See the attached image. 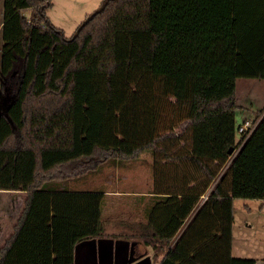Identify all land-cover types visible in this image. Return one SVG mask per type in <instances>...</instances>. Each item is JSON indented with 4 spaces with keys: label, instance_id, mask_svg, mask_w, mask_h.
I'll use <instances>...</instances> for the list:
<instances>
[{
    "label": "trees",
    "instance_id": "obj_1",
    "mask_svg": "<svg viewBox=\"0 0 264 264\" xmlns=\"http://www.w3.org/2000/svg\"><path fill=\"white\" fill-rule=\"evenodd\" d=\"M25 2L23 54L0 80L12 94L0 100V191L26 197L0 264H74L77 244L107 235L105 194L69 182L145 153L154 177L162 156L191 171L156 183L126 237L155 264H256L233 255L234 201L264 202V108L244 142L236 92L264 79V0H102L72 36L50 20L53 0Z\"/></svg>",
    "mask_w": 264,
    "mask_h": 264
},
{
    "label": "rangeland",
    "instance_id": "obj_2",
    "mask_svg": "<svg viewBox=\"0 0 264 264\" xmlns=\"http://www.w3.org/2000/svg\"><path fill=\"white\" fill-rule=\"evenodd\" d=\"M102 0H53V6L48 10L50 20L57 26L64 29L66 36H72L76 32V27L83 21L86 13H92L100 9ZM26 5L25 0H3L0 9V80L1 74H7L13 65L16 54H23L22 37L23 30L20 23L21 15H29L28 12L19 13V10ZM100 7V8H99ZM11 18L5 29H2V21L5 15ZM0 81V85H1ZM10 92L0 95V100L8 101L11 97ZM236 100L239 105L237 111V122L242 120H260L258 113L264 108V79L240 78L237 80ZM264 114V113H263ZM174 134L178 138L184 137L185 142H181L175 151L180 153L188 152L191 149V136L189 131L183 126L175 128ZM238 138L241 135L238 134ZM171 148V144L169 143ZM153 156L150 153L143 154L137 161H130L124 164L117 162L106 164L104 168L96 174H89L85 178L69 182L68 187L72 191H104L118 190L124 192L147 193L156 190V183H172L175 176H183L191 171V167L179 160H170L162 156L160 162L161 174L154 177L152 163ZM167 178V179H166ZM164 179V180H163ZM96 187V188H94ZM0 195V210L7 207V199ZM137 198V197H136ZM108 200V199H107ZM107 200L103 203V212L106 213L107 221L104 223L106 228L111 230L112 223L115 222L109 216L110 208L106 207ZM2 201V202H1ZM136 201L124 202L125 207H121L119 212V230L121 233L132 234L135 230L129 227L124 228L123 224H129L130 215L136 220H144L145 209ZM264 205L263 201L254 199L235 198V224H234V246L233 255L238 258H257L264 257ZM134 209V210H133ZM1 216V215H0ZM109 218V219H108ZM123 220V221H122ZM128 220V221H126ZM3 222L5 225L8 222ZM8 230L9 228L6 227ZM7 230V232H8ZM108 230V229H107ZM2 243L0 242V245Z\"/></svg>",
    "mask_w": 264,
    "mask_h": 264
},
{
    "label": "crops",
    "instance_id": "obj_3",
    "mask_svg": "<svg viewBox=\"0 0 264 264\" xmlns=\"http://www.w3.org/2000/svg\"><path fill=\"white\" fill-rule=\"evenodd\" d=\"M89 14L86 13L84 19ZM11 15L12 14L5 15V17H3V21L1 24L2 29H5V27H7V24L11 18ZM78 26L76 27L75 30H77ZM57 27L61 28L59 26ZM61 29L64 31L63 28ZM245 120L247 119L242 120L241 124ZM236 155L237 154L235 153V156ZM134 161H137V160H134ZM122 166L124 165L122 164ZM212 188L213 187L210 188L208 193L211 192ZM98 189L104 190L103 192L105 194V197H104L103 203L104 201L108 199L106 203V207L110 208L111 211L109 213V216L111 218L113 217L112 219H114L115 222L112 223L111 230L109 228H106L105 227L106 225H104L106 233H107L105 237L90 239V240H86V241H83L77 244L76 249H75V263L74 264H155L153 261L154 251L151 247L144 245L141 241L137 239H130L126 237L129 234L120 232L124 230L122 229L119 230L120 226L122 225H119L120 223H119L118 216L121 210L120 206H122L123 208L125 207L124 202L126 203L128 201H131L132 203H134L138 201L139 202L138 204L144 203L142 205L143 209H145L144 220H136L133 217V215H130V217H127L130 219V221L128 222L129 224H125V225L123 224V226H125L124 227L125 229L126 227H129L130 230L137 231V229L140 228V225L146 222L147 209L154 203L155 198L157 196H161V194L157 193L158 191H155V190L151 192H147V193H137V192H124V191H118V190H107L108 188L106 189L98 188ZM0 195H2V198H1L2 200L4 199L3 197H6L7 199V207L0 210V215H1L0 216V242L2 243L1 245H3L6 242V240L10 237L13 231V227L17 219L19 218L21 212L23 211L26 194L25 192L0 191ZM207 198H208V194L203 196L199 207L203 204V202ZM262 208H264V205L262 206ZM5 220H7L8 225L7 223L6 225L3 223V222H6ZM102 221L104 223L107 221L106 213L104 214L103 212V204H102ZM6 227H8L9 230ZM233 242H234V229H233ZM253 259L256 260V264H264V257H257ZM161 260L162 258L160 259V261Z\"/></svg>",
    "mask_w": 264,
    "mask_h": 264
},
{
    "label": "built area",
    "instance_id": "obj_4",
    "mask_svg": "<svg viewBox=\"0 0 264 264\" xmlns=\"http://www.w3.org/2000/svg\"><path fill=\"white\" fill-rule=\"evenodd\" d=\"M258 122H259V120H257V121L245 120L239 126V133L241 134L242 138L244 139V142L252 135V133L256 129V126H257ZM240 148L237 149L236 154L239 152Z\"/></svg>",
    "mask_w": 264,
    "mask_h": 264
},
{
    "label": "water",
    "instance_id": "obj_5",
    "mask_svg": "<svg viewBox=\"0 0 264 264\" xmlns=\"http://www.w3.org/2000/svg\"><path fill=\"white\" fill-rule=\"evenodd\" d=\"M229 153H230V155H232V157H233V156H235L236 151L232 148V149L229 151ZM233 158H234V157H233Z\"/></svg>",
    "mask_w": 264,
    "mask_h": 264
}]
</instances>
